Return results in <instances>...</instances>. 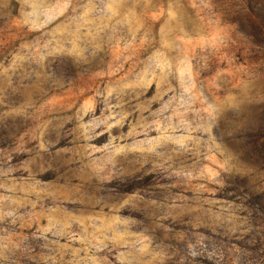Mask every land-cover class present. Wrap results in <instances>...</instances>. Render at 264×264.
Masks as SVG:
<instances>
[{"label":"clouds","instance_id":"obj_1","mask_svg":"<svg viewBox=\"0 0 264 264\" xmlns=\"http://www.w3.org/2000/svg\"><path fill=\"white\" fill-rule=\"evenodd\" d=\"M0 264H264V0H0Z\"/></svg>","mask_w":264,"mask_h":264}]
</instances>
